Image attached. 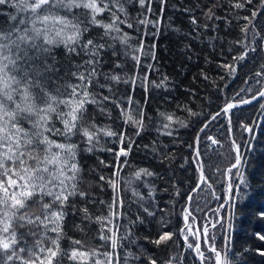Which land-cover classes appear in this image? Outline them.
Returning a JSON list of instances; mask_svg holds the SVG:
<instances>
[{
	"label": "snow or ice",
	"instance_id": "obj_1",
	"mask_svg": "<svg viewBox=\"0 0 264 264\" xmlns=\"http://www.w3.org/2000/svg\"><path fill=\"white\" fill-rule=\"evenodd\" d=\"M154 2L0 0V264H183L185 249L197 264H249V253L264 259V231L254 233L261 242L255 249H236L232 240L233 221L245 218L255 179L243 171L242 145L232 136L233 110L264 100V63L243 81L246 88L201 122L188 145L197 179L182 193L177 171L184 165L173 167V146L180 130L202 113L190 102L175 103V85L156 66V45H145V38L161 34L167 0H159V13ZM182 11L192 26L183 33L186 59H192L193 42L207 40L224 57L218 67L235 76L252 53L264 54V0H210ZM145 58L153 63L142 64ZM153 73L159 79L150 78ZM201 77L209 79L203 70ZM221 117L228 123L226 166L219 150L224 142L207 132ZM240 127L254 132L253 125ZM153 133L149 143H140ZM141 151L164 171L134 161ZM98 152L111 154L112 162L97 157L98 164L89 165ZM220 177L223 197L215 192ZM204 191L223 203L211 210L214 219L204 212L201 223L196 213L203 209L192 205ZM158 192L169 195L166 207ZM181 196L183 226L177 233L170 213L164 214ZM259 211L264 218V208ZM152 224L155 235L141 238V226ZM213 230L223 232V243ZM177 235L181 252L169 255Z\"/></svg>",
	"mask_w": 264,
	"mask_h": 264
},
{
	"label": "trees",
	"instance_id": "obj_2",
	"mask_svg": "<svg viewBox=\"0 0 264 264\" xmlns=\"http://www.w3.org/2000/svg\"><path fill=\"white\" fill-rule=\"evenodd\" d=\"M210 3V0H167L164 6L163 22L161 28V34L155 38L149 36L145 38V45H156V57L158 63L156 66L160 69L161 73L167 74L173 85H175V91L173 95L177 98L175 103H189L190 107L194 110L201 112V116L196 123L188 129H181L179 139L173 146L170 138L160 137L165 143L173 146L176 153V163L174 168L179 169L180 164L184 165V170L177 171V176L183 181L180 185L181 192L187 193V191L195 185L197 179L196 166L192 163V157L194 148L188 147L192 144L197 134L198 128L201 126V122H206L210 119V114H215L216 111L223 105L225 98H231L240 89L246 88L247 85L243 83L253 70L259 66L260 63H264L261 59L263 54L252 53L245 62L243 68L235 75L229 76L224 69L218 67L223 61L224 57L219 54V51H213L209 46L207 40L203 42H193L192 59H186V53L181 51L182 45L187 44L189 41L183 38V33L191 31L192 26L189 24V16L182 10L184 8L195 9L197 5L203 8L205 4ZM159 0H155L152 5L153 11L160 12ZM227 7V5H225ZM199 16V12H197ZM218 15H224L223 12H218ZM261 19H264L262 17ZM180 29V32H176L173 29ZM223 29V25H221ZM238 31V30H236ZM221 34L223 32L221 31ZM206 35H212L211 32ZM236 35L233 32L229 35V38ZM210 61V62H209ZM153 63L150 58L142 59V64ZM205 72L208 76V80H204L201 77V71ZM223 77V79H221ZM150 78L159 79V75L153 73ZM195 78V79H194ZM186 89L194 91L195 95L189 96ZM250 94L241 93V96L245 99L249 98ZM175 103L172 107H175ZM264 105V100L247 106L245 108L236 109L233 111L232 116V136L242 145V153L246 159V165L243 171L251 178L255 177L251 181V188L248 191V195L252 198L250 206L246 209L244 219H235L234 232L232 236L233 244L236 249H243L244 247H251L255 249L260 246L261 242L254 238V233L257 231H264V218L260 216V209L264 208V109L261 108ZM155 107V102L153 104ZM241 122L254 126V132L252 134L244 132L240 124ZM228 123L223 117L212 122L207 130L209 135L218 137L224 142L225 147L219 149L225 153V159L222 161V166H226L231 159L227 155L226 149L229 141ZM155 136L145 137L141 144L149 143V141ZM255 137V138H253ZM183 141V143H181ZM251 142L249 148L248 142ZM201 149L203 150L204 144L201 143ZM144 153L137 152L133 159L141 166L155 168L158 171H164L158 164L153 161L143 159ZM103 159L107 163H111L113 157L107 152H98L96 156L90 158L87 163L89 165H97L98 159ZM185 158L187 162H185ZM214 159H216L214 157ZM100 167H103L100 165ZM107 171V170H106ZM127 171V170H126ZM235 179V177H234ZM224 178L220 177L215 185V192L220 197L225 195L224 188L226 184L223 182ZM158 185H161V181H157ZM158 199L161 202L162 207L167 206V202L170 197L167 193L158 192ZM105 198H107L105 196ZM223 200H217L207 191L196 194V201L192 207H197V204L203 209V211L197 212L196 216L198 221L203 222L204 212H207L209 216L215 218L212 213V209L218 207ZM185 205L184 196L176 197V203L174 207L168 209L164 214L166 218L170 213L169 224L172 230L179 233V229L182 225V217L180 215L181 207ZM157 225H145L141 226L138 230L140 237L155 235ZM68 228H72L71 220H69ZM216 232L217 243H223V232L219 230H213ZM70 235H75L76 238H81L78 233L72 231ZM180 235L174 236L175 243L170 242L168 250L169 255H174L181 251L182 243L180 241ZM191 240V237L189 238ZM149 249L154 248V245L147 244ZM163 255V253H161ZM186 259L183 264H197L194 262L193 254L191 251H187L185 254ZM249 264H264V259L253 253H249Z\"/></svg>",
	"mask_w": 264,
	"mask_h": 264
},
{
	"label": "water",
	"instance_id": "obj_3",
	"mask_svg": "<svg viewBox=\"0 0 264 264\" xmlns=\"http://www.w3.org/2000/svg\"><path fill=\"white\" fill-rule=\"evenodd\" d=\"M264 55V54H263ZM261 100H256V101H253L251 104H247V105H240L239 107H241V106H250V105H252V104H254V103H258V102H260ZM181 238V241H182V243H183V238H182V236L180 237Z\"/></svg>",
	"mask_w": 264,
	"mask_h": 264
},
{
	"label": "rangeland",
	"instance_id": "obj_4",
	"mask_svg": "<svg viewBox=\"0 0 264 264\" xmlns=\"http://www.w3.org/2000/svg\"><path fill=\"white\" fill-rule=\"evenodd\" d=\"M182 226H183V221H182V225H181V227H182ZM181 227H180V228H181ZM179 237H181V236H179ZM180 241H181V238H180ZM181 243H182V241H181ZM182 245H183V243H182ZM187 251H188V250H184V251H183V256H185V254L187 253ZM179 252H181V251H179ZM179 252H177L176 254H179Z\"/></svg>",
	"mask_w": 264,
	"mask_h": 264
},
{
	"label": "bare ground",
	"instance_id": "obj_5",
	"mask_svg": "<svg viewBox=\"0 0 264 264\" xmlns=\"http://www.w3.org/2000/svg\"><path fill=\"white\" fill-rule=\"evenodd\" d=\"M254 104H256V103H254ZM254 104H252V105H254ZM250 106H251V105H250ZM245 107H247V106H241V107H238L237 109L245 108ZM234 110H236V109H234ZM234 110H233V111H234ZM210 119H211V117H210ZM210 119H209V120H210ZM185 250H186V249H185ZM179 253H180V252H179Z\"/></svg>",
	"mask_w": 264,
	"mask_h": 264
}]
</instances>
